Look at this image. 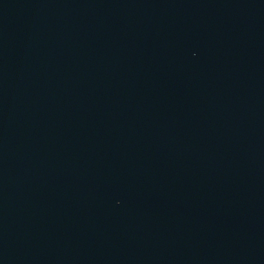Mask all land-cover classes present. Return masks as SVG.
<instances>
[{"label": "water", "instance_id": "1", "mask_svg": "<svg viewBox=\"0 0 264 264\" xmlns=\"http://www.w3.org/2000/svg\"><path fill=\"white\" fill-rule=\"evenodd\" d=\"M0 264H264V0H0Z\"/></svg>", "mask_w": 264, "mask_h": 264}]
</instances>
